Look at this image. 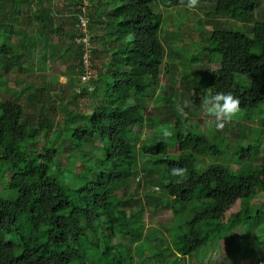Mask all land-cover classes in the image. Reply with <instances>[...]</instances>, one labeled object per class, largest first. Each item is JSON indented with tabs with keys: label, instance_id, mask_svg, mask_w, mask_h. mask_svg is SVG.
I'll list each match as a JSON object with an SVG mask.
<instances>
[{
	"label": "trees",
	"instance_id": "16d2710c",
	"mask_svg": "<svg viewBox=\"0 0 264 264\" xmlns=\"http://www.w3.org/2000/svg\"><path fill=\"white\" fill-rule=\"evenodd\" d=\"M51 2L0 0V86L6 88L5 96H0V264H183L180 256L205 260L221 241L235 262L254 255L264 245V203H254L264 194L260 151L264 140L258 134L243 145L242 132L230 148L229 140L217 130L209 136L188 123L192 128L188 126L187 133L173 129L174 134L165 139L156 128L159 123L180 122L177 104L191 91L189 76H180L179 86L174 81L170 87L162 85L165 72L181 74L178 58L187 44L180 37L182 41L176 43L175 36L185 35L188 27L181 17L158 14L157 7H194L188 6V0H67L81 27L71 34L68 49L74 50L79 64L68 73L67 84L79 82L83 97H93L95 105L88 113L75 112L76 99L68 102L65 94L58 95L63 101L50 108L63 115L61 124H56L47 109L50 89H34L19 78L17 85L20 88L22 82L24 90H8L6 77L11 69L21 75L33 71L29 60L36 41L25 35L19 18L41 30L52 28ZM260 5L264 0H198L195 7L207 9L212 22L218 17L247 21ZM82 18L88 19L87 32ZM214 24L207 31L208 43L199 48L214 64L199 65L201 71L207 66L209 74L205 94L231 92L240 100L242 119L260 122L264 119V22L247 31ZM77 36H88L89 43L77 42ZM47 40L43 37V46L53 48ZM94 41L101 48H94ZM87 50L94 64L96 57L101 63L94 67L96 75L81 84L78 77L86 74ZM191 64L186 65L187 72H193L188 69ZM96 89H101L99 94ZM25 93L37 116L20 101ZM152 98L166 104V117H146L142 109L146 111ZM39 106L41 110H36ZM146 122L155 126L154 133L142 139L136 128ZM63 143L71 150L69 163L62 167L57 159ZM174 145L180 155L170 154ZM226 150V163H209ZM260 157L263 162L256 165ZM77 162L83 163L79 171ZM233 165L239 167L237 171ZM173 166L186 167V176H170ZM138 171L157 192L150 191L132 208L130 201L141 180ZM132 180H137L133 187ZM121 188L130 189V195L120 197ZM145 210L153 216L172 212V219L163 224L169 237L164 230L158 234L166 244L147 252L142 243L158 231L144 223Z\"/></svg>",
	"mask_w": 264,
	"mask_h": 264
},
{
	"label": "rangeland",
	"instance_id": "374dc122",
	"mask_svg": "<svg viewBox=\"0 0 264 264\" xmlns=\"http://www.w3.org/2000/svg\"><path fill=\"white\" fill-rule=\"evenodd\" d=\"M67 0H52L51 4L54 6L55 13L52 16L53 20V26L52 28H46L41 30L37 26H30L26 24V18L20 17L19 20L21 21V27L25 32L26 36H29L30 38L35 39V47L32 48V55L29 60V63H33V71L31 73H26L22 74L20 73L19 70L16 69H11L8 75H6L7 82L9 83L8 90H18V85L17 81L19 78H22L24 81H26L28 84H31L34 86V89L40 88L42 91L46 90V88L50 89L49 93L52 96L49 98L48 101V113L50 116L54 117V121L56 124H61L63 115L61 113H56L50 108H53L51 105L56 106L57 104L61 103L63 100L58 99L57 96L61 94H65V100L70 102L73 99H76V103L74 105V111L75 112H90L94 105H95V100L93 97H83L82 95V86H80L79 82H75L74 85H68L67 84V77L68 73L74 70V66L78 65L79 63L75 59L76 55L74 50H69L68 47H70L72 38L71 34L76 33L78 31H81V27L79 24H77L74 20V16H77L78 13H73L75 10L71 6H67L66 4ZM207 6V4H206ZM185 7V8H184ZM86 6L84 7V9ZM43 10L42 7H37V10ZM188 12H187V11ZM167 12L171 13L172 16L174 17H181V22L186 25L185 27H188V29H185V35L182 32H179L177 36H175V41L176 43L179 41H182L187 44V50L182 52V55L180 58H178L181 62L182 68H181V74H179V71L177 70L176 72L173 71V74L168 72H165L163 74V79H162V85L163 86H168L170 87L171 83L174 81V84L176 86H179V80L180 76H189L190 78L187 79L189 80V87L192 89L194 88L193 93L185 94V96H181V106L183 103L186 101L188 103V107L184 108V111L188 113L187 118L178 115L180 118V122L176 124L174 121L170 122H165V123H159L157 125V129L160 128L161 125H166L171 129H180L184 133L188 132V126L190 128L191 125L193 124L199 127L204 133H206L209 136H212L216 132V129L214 127L209 126L206 123L207 118L203 115V110L201 108V101L203 99V95L205 94L204 91V84L209 77V74L205 71H201V68H199V65L202 64V62L208 63L209 58L206 56L201 55V48H204L206 46L207 38H208V33L207 31H211L214 29L215 24L219 23V25L225 26V27H235L236 29L242 30V31H247L249 28H251L255 23L261 24L264 22V5H260L257 7V9L249 15V18L251 20L247 21H242L239 19H234L233 17H218L215 21H209L207 15L209 14L207 9L204 10H199L196 7L194 8H189L187 9V6H183L181 8L176 7L175 8H168V7H157V13L166 15ZM82 22L84 23L85 26H83V31L87 32L86 30V24L88 23L87 18H82ZM203 22V26L199 27V23ZM167 25V24H166ZM35 27V29H34ZM43 31V32H42ZM165 31V28L163 29V33ZM43 37H48L47 42H49L53 48L48 46H43L42 41ZM179 37L182 39H179ZM177 38V40H176ZM75 39H77V42L79 43H89V37L84 36L80 37L77 36ZM166 43V47H167ZM205 45V46H204ZM94 48L100 47L99 44H97L96 41L93 42ZM92 47V46H90ZM200 48V49H199ZM168 52V49H167ZM189 52H193L190 54ZM88 55H90V50H87L86 52ZM85 53V54H86ZM188 53V54H187ZM86 56L89 60L87 61L88 66L86 65L87 68H85L86 74L79 75L78 80L81 81V84L85 83V80H88L90 77L89 74L96 75V70L93 69V67L97 68L100 67L101 60L97 57L95 59V64L92 61L91 56ZM186 56V57H185ZM90 57V58H89ZM185 57L186 60H183ZM199 57V58H198ZM198 58L197 61H193V59ZM178 62V61H177ZM189 62H193L191 64L189 70H193V72H187L186 65L189 64ZM216 63V62H214ZM209 64V63H208ZM95 65V66H94ZM213 63L209 64V66L213 67ZM92 66V67H90ZM91 68V70H90ZM93 69V71H92ZM182 71L185 72L182 74ZM205 72V73H204ZM89 73V74H88ZM207 74V75H206ZM21 75V76H20ZM173 75V79H172ZM21 80V79H19ZM26 86L22 84L21 82V87L19 90H24ZM55 89V91H53ZM162 88V87H160ZM32 88H29V93H33L31 91ZM38 90V89H37ZM64 90V91H63ZM101 90V89H100ZM96 89V93L99 94V91ZM157 93L154 94L155 98L157 99L160 97L157 94L159 93V88L156 90ZM154 93V90L150 91V94L152 95ZM201 93V94H200ZM6 94V88L4 86H0V96H5ZM28 93H25V96L20 98V101L23 104L27 105V110L31 115H36L38 112L33 110V106L28 103V98H27ZM166 104L160 102L158 103L157 100H154L152 98L149 100V104H146V108L142 109V111L146 114V117H150L155 119L156 117H166L167 112H166ZM40 109L41 107L39 106L36 110ZM242 116L244 117V111L239 112L236 118H234L231 122L227 123L223 130H217L218 134L222 132L228 140L231 146H234L235 140L237 138L242 137V132L244 133L243 137L241 138L242 144H246L248 142L253 141V138H256L257 135L259 134V137L261 140H264V119L261 120L260 122L256 121H244L242 119ZM37 118V117H36ZM149 118V119H150ZM188 119V120H187ZM243 121H242V120ZM58 127V125H57ZM154 127L152 123H147L143 126V128H136V130H139L142 133V139H144L146 136H152L154 133ZM216 135V134H215ZM217 142H220L218 140ZM61 148V149H59ZM59 149V156L57 159L58 165H61L62 167L67 165L69 162V157H70V150L66 144H62L61 146L58 147ZM260 151H263L264 154V146L261 148ZM226 153L228 151L226 150L222 156L218 158H210L209 163H226L227 158L225 157ZM170 154L177 156L180 155V149L179 146L174 145L170 149ZM263 162V157H260L256 161V165L260 164ZM83 165L82 162H77L75 164V169L80 170ZM142 165H140L141 167ZM238 166L232 167L234 171L238 170ZM139 175L141 174V171H138ZM138 176V175H137ZM142 174L140 176V185L136 188V195L131 199V207L135 208L137 205L135 203L141 201L143 197L146 195L150 194V191L157 192V188L155 185H150L149 181L146 180L144 177H142ZM263 179V177L259 178ZM137 180H132V187L134 186L135 182ZM153 181V180H152ZM118 195L122 198H125L126 195H130V189L128 188H121L120 190H117ZM125 194V195H124ZM254 203H264V194L259 195L256 200H254ZM237 207H234L232 210H236ZM230 212L228 213V215ZM172 219V212L167 211L160 213L159 215L153 216L151 215L148 211L145 210L143 214V220L146 226H156L157 228V233L156 236H154V233L152 236L149 238H146L144 242L142 243L144 246L143 252H147V250L153 251L154 248L158 247V245H163L166 244V240H163L162 236L158 234H162L163 230L166 232L167 230L163 226V224H166V222H169ZM243 229L239 230L236 232V239L237 241H240L241 234ZM263 230V228H261ZM258 230L259 232L263 233V231ZM166 238L169 237V233L166 232ZM254 238H252L253 240ZM151 245V246H150ZM154 248H153V247ZM156 250V249H154ZM142 250H138V253H141ZM174 255H171L173 258ZM144 258V256H143ZM179 260L183 261V264H185L184 261L187 260L188 264L190 261H192V264H264V245H261L256 251L254 255H251L249 257H246L244 259H240L238 261H234L231 254L229 247L226 245L224 241H221L215 250H211L208 253V256L206 257L205 260H202L201 258L196 259V257H190L189 256L186 258H183L180 256L178 258ZM183 259V260H182ZM146 263V262H145Z\"/></svg>",
	"mask_w": 264,
	"mask_h": 264
},
{
	"label": "clouds",
	"instance_id": "9594fccd",
	"mask_svg": "<svg viewBox=\"0 0 264 264\" xmlns=\"http://www.w3.org/2000/svg\"><path fill=\"white\" fill-rule=\"evenodd\" d=\"M198 0H188L189 7H195ZM188 107L185 101L183 105L177 104V112L179 115L187 118L188 113L184 108ZM203 115L207 118L206 123L214 127L216 130H223L225 125L231 122L240 112V100L231 92L217 91L204 96L201 101ZM159 132L162 137L167 139L174 134L173 129L166 125H161ZM188 169L186 167L173 166L169 169L170 176L185 177Z\"/></svg>",
	"mask_w": 264,
	"mask_h": 264
},
{
	"label": "built area",
	"instance_id": "2783aa9c",
	"mask_svg": "<svg viewBox=\"0 0 264 264\" xmlns=\"http://www.w3.org/2000/svg\"><path fill=\"white\" fill-rule=\"evenodd\" d=\"M83 25H84V23H83ZM86 25H87V24H86ZM84 26H85V25H84ZM87 55H88V54L86 53V54H85V58H86V59H85V60H86L85 62H86V65H87L88 68H89V65L87 64V61L89 60V59L86 57ZM88 56H90V55H88ZM89 58H90V57H89ZM90 67H92V66H90ZM86 68H87V67H86ZM93 69H94V67H93ZM93 69H92V71H93ZM90 70H91V68H90ZM88 74H89V73H88ZM89 75H90V77L88 78V80H91V78L93 77V75H92V74H89ZM84 76H85V74H84ZM88 80H85V82L88 81Z\"/></svg>",
	"mask_w": 264,
	"mask_h": 264
}]
</instances>
